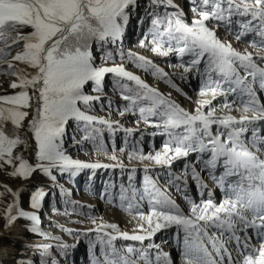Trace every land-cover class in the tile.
I'll return each instance as SVG.
<instances>
[{
	"label": "snow or ice",
	"instance_id": "1",
	"mask_svg": "<svg viewBox=\"0 0 264 264\" xmlns=\"http://www.w3.org/2000/svg\"><path fill=\"white\" fill-rule=\"evenodd\" d=\"M0 64L19 90L0 96V169L21 181L0 239L31 237L13 264H75L81 242L87 264H175L173 242L180 264H264V0H0ZM193 78L195 98L175 82ZM81 175L131 231L72 199Z\"/></svg>",
	"mask_w": 264,
	"mask_h": 264
},
{
	"label": "rangeland",
	"instance_id": "2",
	"mask_svg": "<svg viewBox=\"0 0 264 264\" xmlns=\"http://www.w3.org/2000/svg\"><path fill=\"white\" fill-rule=\"evenodd\" d=\"M142 11H143V9L140 10V14L142 13ZM142 15H143V13H142ZM137 29H138V31H137ZM24 31L26 32L27 29H24ZM135 32H137V33H135ZM221 35H222V33H221ZM139 38H141V31H140L139 25H138L135 17H133V19L129 23V25L127 27V31H126V36H125V41L127 40V42H125L127 45L126 48H131V49L135 50V45H136ZM243 46L244 45H239L240 48H242ZM21 50H22V46H21V48H16L13 46L11 52L8 54L6 59H7V61H10L14 64V67H15L18 74L26 75V74L30 73L32 70L23 64L12 61V59H11L12 56H14L17 51H21ZM172 62H174V57L172 58ZM6 66H7L6 64H0V68L6 69ZM160 66L164 67L165 71H168V72L173 71L172 69L167 68L163 62L160 63ZM130 70H132V69H130ZM137 74L141 75L151 86L159 88L165 94H167L168 91H171L164 84L157 83V82L153 81L150 76H145L143 73H139V72ZM15 79L16 78L11 76V75H4L3 72H0V96L14 95V94H16V92L19 91L18 89L13 90L9 87V85L12 82H15ZM175 82L183 88V90L188 94V96L195 98V92L193 94V89L195 86H198V80L197 79L193 78L187 84H181L180 81H178V80ZM173 98L176 99L185 108H190L192 106L191 102L189 100L185 99L184 97L178 96L174 92H173ZM129 126H132V125H129ZM141 127H143V125H141ZM7 131L11 132V125H8ZM21 136L22 137L24 136L23 130L21 131ZM149 139H151V137H149ZM154 143H155L156 147H159V145L161 143L160 138L159 137L155 138ZM14 152H16L17 154L22 153L26 158L31 160L29 153L23 152L22 146L14 149ZM80 158L83 160L88 159V157H86V156H81ZM102 162H106V161L102 160ZM8 171H11V169L9 168ZM142 175H143L142 172L138 173L137 186H139V182L142 180ZM101 176H105V178H106V174H104L101 171V173L98 174L96 177V187H100ZM85 179H86V177L84 175H81V177H79L80 188L79 189H73L74 194L72 196V199L79 202L80 198L85 199L88 196V197H90V200H88L87 202H80V203L86 204V205H91L93 203L92 200L94 198L89 196L88 194H86L84 191ZM36 183H44V182L38 181L34 177L32 180V184H36ZM160 183H161V186H163V177L160 178ZM20 185H21V181L19 179L9 178V176L7 175V172L4 169H0V191H2L5 187L11 188L13 190H18ZM173 193L174 192H172V195H173ZM173 198L176 199L178 203L183 204L182 202H180V201H182V198L180 196L174 195ZM95 200H96V202H98V205H93L95 208V214L96 215L101 216L103 218V220L108 221V222H118L119 226L121 227V230H123V231H131V229L134 227V222H133V226H131L132 223L130 225L129 224L126 225L123 223V221H125V220H127V221L130 220V218L127 215L121 213L120 211H118L115 208L109 207L105 203L99 202L97 199H95ZM6 202H7V198H5L3 201H0V210L3 209ZM61 219L63 220L64 218H61ZM71 219L75 220V219H79V218L76 216H72ZM2 223H3V221L0 220V225H2ZM44 224L45 225L48 224L47 219L44 220ZM66 226L67 227H76V225H72V224H68ZM0 231H2V228H0ZM21 231H22V229L19 226L14 227L10 230L9 235H10L11 239H14L17 241L14 247L9 246V247L5 248V245L10 244V241L0 239V264H13V261L16 258L17 252L20 250L22 244L25 243L26 240L31 239V237L28 235H23V236L20 235ZM17 236H20L23 239H19ZM158 237H159V234H158ZM158 237H157V242H159ZM69 242L72 243L73 241H69ZM128 243H131V242H128ZM165 250L166 251L170 250V253H171V251L173 252V250H171L170 248H165ZM74 260H75V264H87L86 247H85V244L83 242H81L80 247L75 251Z\"/></svg>",
	"mask_w": 264,
	"mask_h": 264
},
{
	"label": "bare ground",
	"instance_id": "3",
	"mask_svg": "<svg viewBox=\"0 0 264 264\" xmlns=\"http://www.w3.org/2000/svg\"><path fill=\"white\" fill-rule=\"evenodd\" d=\"M198 86H195L194 88H197ZM193 94H194V89H193ZM172 192H174V191H172ZM85 196V195H84ZM174 196V195H173ZM85 198V197H84ZM205 198H207V197H205ZM214 199L215 200H217V196L215 195V197H214ZM88 200H90V197H86L85 199H82V198H80L79 199V202H87ZM93 201V203L91 204V205H98V202H96V200L95 199H93L92 200ZM182 202H183V200H182ZM100 205V204H99ZM123 223L124 224H126V225H130L131 223L129 222V221H127V220H125V221H123ZM131 226H133V222H132V224H131ZM15 237V236H14ZM19 239H23L22 237H20V236H17ZM258 247V246H257ZM168 248H170L171 250H173V252H174V249H176V243L175 242H173L172 244H171V246L170 247H168ZM173 248V249H172ZM169 252H170V250H169ZM172 251H171V255H173L174 253H173ZM173 253V254H172ZM173 257V256H172ZM180 264V263H179Z\"/></svg>",
	"mask_w": 264,
	"mask_h": 264
}]
</instances>
